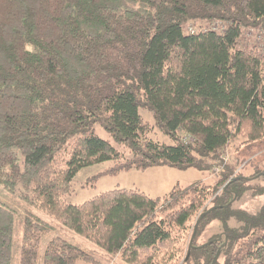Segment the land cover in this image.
Returning a JSON list of instances; mask_svg holds the SVG:
<instances>
[{
	"label": "trees",
	"instance_id": "16d2710c",
	"mask_svg": "<svg viewBox=\"0 0 264 264\" xmlns=\"http://www.w3.org/2000/svg\"><path fill=\"white\" fill-rule=\"evenodd\" d=\"M258 30L264 0H0V187L48 218L0 200V264L19 220V264H100L60 236L41 252L54 224L125 264H211L218 250L216 264H264V203L235 207L264 195L244 186L264 178V50L245 39ZM234 140L232 166L221 155ZM106 162L103 175L220 169L163 197L68 203L76 175Z\"/></svg>",
	"mask_w": 264,
	"mask_h": 264
},
{
	"label": "rangeland",
	"instance_id": "374dc122",
	"mask_svg": "<svg viewBox=\"0 0 264 264\" xmlns=\"http://www.w3.org/2000/svg\"><path fill=\"white\" fill-rule=\"evenodd\" d=\"M191 29H189L190 31ZM195 30V29H193ZM188 31V28H187ZM253 36L250 38H245L246 41H249L250 44H262V42L257 39L254 40ZM259 46V45H258ZM141 116L144 120L153 122V117L147 111L141 110ZM96 133L102 139H108V134L96 128ZM152 138L160 143L169 144L170 140L167 136L163 135L161 132L155 131L152 135ZM240 141L234 140L230 146L222 152L221 160L224 162L233 165H236V157L242 156L243 154L237 153V147ZM261 151L257 152L252 158H255L260 154ZM264 152V150L262 151ZM211 163V161H208ZM111 162H106L103 164L91 166L82 169L74 178L73 189L74 191L66 197V201L73 205H80L91 198L98 196L107 191L116 190V189H125V190H138L143 192L145 195L151 198L163 197L167 195L176 185L187 186L196 181L202 180L204 178L205 182L210 183L213 179L217 177V167L215 166L209 172L201 171L197 168H188V169H178L167 166H158L149 168L146 170H130L127 172H121L114 175H103V173L112 167ZM221 165V164H220ZM220 169V168H219ZM241 168H238V172ZM253 173V170H247L243 174L248 176ZM245 188L257 187L260 186L264 188V178L256 179L250 181L244 185ZM220 193V190L216 195ZM264 193V190H263ZM252 191H247L243 197L235 204V207L243 208L249 212H254L257 208L264 203L263 197H252ZM0 200L15 207L20 215L23 214L25 210L35 213L39 218L48 220L46 215L38 210L28 208L26 205L22 204L17 196L11 195L4 191L0 187ZM52 222V221H51ZM54 231L47 234L41 245V252L46 245V243L55 236H60L65 240L80 246L85 251L91 253L99 261L100 264H125L123 263L118 256H111L93 244L83 239L79 235L68 231L67 229L54 224ZM217 233V223L213 222L211 225H208L202 232V235L198 239V244L204 243L207 239L214 236ZM22 236L21 232V222L20 220L16 223V234L14 237V246L12 252V261L11 264H19L20 260V239Z\"/></svg>",
	"mask_w": 264,
	"mask_h": 264
},
{
	"label": "water",
	"instance_id": "95a60500",
	"mask_svg": "<svg viewBox=\"0 0 264 264\" xmlns=\"http://www.w3.org/2000/svg\"><path fill=\"white\" fill-rule=\"evenodd\" d=\"M214 209H216V208L214 207V208L208 210L206 213H210V212L213 211ZM204 215H205V214H203V215L201 216L200 219H202V218L204 217ZM197 226H198V223H197L196 226H195V231H196V229H197ZM194 234H195V233H194ZM220 240H221V238L218 239V241H220ZM211 243H212V242H209V243L205 244L204 246H206V245H210ZM226 244H227V238H226L225 241H224L223 247H225ZM204 246H203V247H204ZM220 254H221V250H218V252H217L216 255L214 256V258H213L211 264H216V263H217V261H218V259H219V257H220Z\"/></svg>",
	"mask_w": 264,
	"mask_h": 264
},
{
	"label": "built area",
	"instance_id": "2783aa9c",
	"mask_svg": "<svg viewBox=\"0 0 264 264\" xmlns=\"http://www.w3.org/2000/svg\"><path fill=\"white\" fill-rule=\"evenodd\" d=\"M254 35L258 41L262 42V44H259V47L264 50V31L258 30L256 32H254ZM218 171H219V168L217 167V172Z\"/></svg>",
	"mask_w": 264,
	"mask_h": 264
}]
</instances>
